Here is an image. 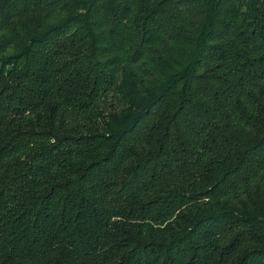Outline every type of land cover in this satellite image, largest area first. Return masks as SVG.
<instances>
[{"label": "trees", "instance_id": "obj_1", "mask_svg": "<svg viewBox=\"0 0 264 264\" xmlns=\"http://www.w3.org/2000/svg\"><path fill=\"white\" fill-rule=\"evenodd\" d=\"M0 264H264V0H0Z\"/></svg>", "mask_w": 264, "mask_h": 264}]
</instances>
